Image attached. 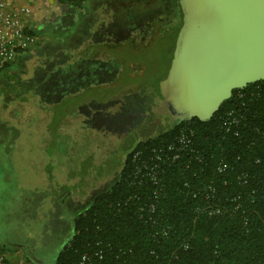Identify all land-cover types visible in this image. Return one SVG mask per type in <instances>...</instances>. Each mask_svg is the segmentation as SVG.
Returning <instances> with one entry per match:
<instances>
[{
	"label": "trees",
	"instance_id": "trees-1",
	"mask_svg": "<svg viewBox=\"0 0 264 264\" xmlns=\"http://www.w3.org/2000/svg\"><path fill=\"white\" fill-rule=\"evenodd\" d=\"M55 2L80 9L85 0ZM151 3L128 15L137 24L134 32L143 21L150 42L164 40L153 70L159 96L182 12L178 0ZM111 23L110 33H117L115 14ZM94 63L91 75L100 78L94 83L110 82L117 65ZM144 97L127 94L124 99L134 105L121 106L118 117L97 101L92 111H105V121L116 118L120 126L149 112L150 123L157 114L143 106ZM162 118L163 128L134 138L123 150L117 177L74 217L54 264H264V80L233 90L207 121L173 120L165 113Z\"/></svg>",
	"mask_w": 264,
	"mask_h": 264
},
{
	"label": "rangeland",
	"instance_id": "rangeland-1",
	"mask_svg": "<svg viewBox=\"0 0 264 264\" xmlns=\"http://www.w3.org/2000/svg\"><path fill=\"white\" fill-rule=\"evenodd\" d=\"M154 1L85 0L77 9L50 0L30 21L36 44L0 68V240L12 244L16 257L26 259L21 245L35 258L52 261L71 237L78 203L88 205L117 177L123 150L134 138L165 126L158 113L146 123L149 112L142 113L143 124L133 120L113 130L82 119L96 101L111 106L110 112L121 102L126 110L134 105L124 99L127 94L144 95L142 104L151 111L159 103L153 70L164 40L150 42L143 21L134 32L137 24L128 15ZM114 14L117 33L111 34ZM123 35L126 39L118 41ZM94 62L117 65L110 82L94 83L100 79L91 75ZM88 104L87 112L82 106Z\"/></svg>",
	"mask_w": 264,
	"mask_h": 264
},
{
	"label": "water",
	"instance_id": "water-1",
	"mask_svg": "<svg viewBox=\"0 0 264 264\" xmlns=\"http://www.w3.org/2000/svg\"><path fill=\"white\" fill-rule=\"evenodd\" d=\"M182 23L155 107L209 120L232 91L264 80V0H178Z\"/></svg>",
	"mask_w": 264,
	"mask_h": 264
},
{
	"label": "built area",
	"instance_id": "built-area-1",
	"mask_svg": "<svg viewBox=\"0 0 264 264\" xmlns=\"http://www.w3.org/2000/svg\"><path fill=\"white\" fill-rule=\"evenodd\" d=\"M48 4L50 0H42L43 7ZM34 10L31 0H0V68L14 63L23 52L36 44V34L33 33L35 25L30 26V20L33 17L37 19ZM4 253L0 252L1 264L6 260Z\"/></svg>",
	"mask_w": 264,
	"mask_h": 264
},
{
	"label": "flooded vegetation",
	"instance_id": "flooded-vegetation-1",
	"mask_svg": "<svg viewBox=\"0 0 264 264\" xmlns=\"http://www.w3.org/2000/svg\"><path fill=\"white\" fill-rule=\"evenodd\" d=\"M158 92H159V90H158ZM159 96H160V93H159ZM160 101H161V96H160V99H159V103H160ZM158 103V104H159ZM157 104V105H158ZM121 105H122V103H120V105L118 106V110H116V112H110L111 113V115H113V117H118L119 115H117V112L121 109ZM156 105V106H157ZM82 108H84L85 110H87V112H88V110H89V104L88 105H83L82 106ZM153 111L155 112V114H157L158 112H156L155 111V108L153 109ZM105 112L103 111V112H101V111H95V110H93V111H90V113L89 114H87V113H85L84 114V116L82 115V119H83V122H87V123H89L93 128H96V129H105V130H113V129H116L118 126H120V125H118V124H116V123H119L118 121H117V119L115 118V123L113 122V123H111V124H108L106 121H105V114H104ZM86 114L88 115V116H90L91 115V117H90V120H87V119H85V116H86ZM129 113L128 112H126V116L128 115ZM159 114V113H158ZM158 114H157V117H158ZM162 116H164V114H162ZM161 116V117H162ZM129 118V117H128ZM163 119V118H162ZM1 126H5V125H1ZM96 193V192H95ZM94 197V196H93ZM93 199V198H92ZM92 199H91V201H92ZM83 203H78V205H77V207H75L74 209H76L77 211H76V213H78V212H80V210H82L83 208H85L86 206L84 205H82ZM82 205V206H81ZM71 234H72V232H71ZM65 244V242L63 243V245ZM62 245V246H63ZM20 250L22 251V253L26 256V257H29V258H31L30 256H31V254H30V252H28V251H26V249L23 247V246H20ZM32 259V258H31Z\"/></svg>",
	"mask_w": 264,
	"mask_h": 264
},
{
	"label": "crops",
	"instance_id": "crops-1",
	"mask_svg": "<svg viewBox=\"0 0 264 264\" xmlns=\"http://www.w3.org/2000/svg\"><path fill=\"white\" fill-rule=\"evenodd\" d=\"M31 3H32V5L35 7V10L36 11H38L39 13H41L42 12V8H44L43 6H42V0H31ZM39 8H41L40 10H39ZM36 18V17H35ZM33 19H34V17H33ZM31 22H32V20H30ZM25 200H27V197L25 198ZM84 209V208H83ZM81 211V210H80ZM79 213V212H78ZM78 213H75L73 216H72V218H71V221H72V227H71V230H73V219H74V217L78 214ZM72 232V231H71ZM70 232V233H71ZM10 245H12V244H10ZM10 245L9 244H6L5 242H3L2 240H0V248H2V247H6V248H10L11 249V247H10ZM19 246H21V245H19ZM18 246V247H19ZM61 249V248H60ZM59 249V250H60ZM58 250V251H59ZM1 252V251H0ZM58 253V252H57ZM5 255H6V260L4 261V263H2V264H12V262L15 260V259H19V262L18 263H16V264H54V261H55V258H56V256L54 257V259L52 260V261H50V262H45L44 260H42V259H37V258H35L33 255H31L30 257L32 258H29V257H26V259H21V258H19V257H16L14 254V252L13 251H8V252H5L4 253ZM57 255V254H56ZM1 264V263H0Z\"/></svg>",
	"mask_w": 264,
	"mask_h": 264
}]
</instances>
